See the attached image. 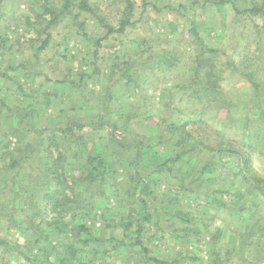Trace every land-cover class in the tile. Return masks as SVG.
<instances>
[{"label":"trees","instance_id":"16d2710c","mask_svg":"<svg viewBox=\"0 0 264 264\" xmlns=\"http://www.w3.org/2000/svg\"><path fill=\"white\" fill-rule=\"evenodd\" d=\"M98 1L26 0L28 13L7 18L0 0V264H264L262 27L253 21L254 51L248 34L232 40L241 94L223 86L230 53L193 21L180 52L162 32L127 39L155 2L137 15L134 0H108L112 23ZM195 3L210 21L227 4L264 17V0ZM12 26L33 32L27 56ZM73 37L88 54L72 52ZM172 72L157 102L155 76ZM147 124L159 130L135 129Z\"/></svg>","mask_w":264,"mask_h":264},{"label":"rangeland","instance_id":"374dc122","mask_svg":"<svg viewBox=\"0 0 264 264\" xmlns=\"http://www.w3.org/2000/svg\"><path fill=\"white\" fill-rule=\"evenodd\" d=\"M135 2V8H136V14L138 15L139 12L142 11L141 3L142 0H134ZM151 2H155L157 5L160 6V9L154 10L152 8V4H148L146 7V11L143 14V21L141 23V26L136 28L134 32L130 33L127 37V39L130 36H133L135 33H142L143 35L151 34L152 32L158 33L162 32L163 39L169 40L171 44L175 47L178 51H183L184 48H188L186 46V40L189 37V28L190 23L193 21V25L196 26L203 34V36L209 40L210 42H217L218 45H223L222 48L224 51L230 53L229 59H224V57L221 56L220 60L221 63H223V67L227 64L226 72L223 74L224 76H227L225 81H223V86L226 88H233L236 91H239V93L243 94L246 92H249V89H247V85L245 84V79L241 77V74L235 71L234 67L231 66L229 63L230 59H233L235 61V66H237L239 69L243 67V61L245 59L244 50L238 47L239 50H236L237 45L233 43V37L235 35H242V34H248L247 40L252 41L251 45V51H254V48L257 44L256 41V31L253 26V21H255L259 27H262V30L264 31V17L259 16H247V15H237L235 14L232 9L230 8V5H225L224 9H221V12H219L217 9L214 10V18L212 21H210L209 16L205 15L203 8H198L197 3L195 1L200 0H150ZM101 5L100 8H105L104 12L105 15L108 16L110 22L114 23L115 21V15L118 16V13H116V10L114 11V7L116 5L111 2L108 7H106L108 4V0H105L103 2L98 1ZM167 5L166 8L163 9V5ZM188 4L187 7H183L182 5ZM113 5V6H112ZM161 8L163 10H161ZM3 12L7 15V18L10 17L11 12L16 10V15H23L28 13L29 8L27 6L26 0H8L7 4H5V7L1 8ZM114 12H113V11ZM113 12V13H112ZM3 21V20H1ZM169 22H172L171 24ZM89 29L94 31L96 34L101 33V27L93 22H90ZM223 24V25H222ZM171 26L174 29V32L169 28ZM12 31L10 32V38H11V44L13 45L14 50L21 49L23 52L22 56H27L25 54H30V47L29 45L33 44L31 40H29V34H33V32H27L24 28L18 29V32L15 31V26H12ZM30 29V28H29ZM60 34L62 31V24L57 27ZM55 30V31H58ZM15 31V32H14ZM55 31L53 32V35L55 34V38L60 37V34L56 35ZM219 34V35H218ZM261 45L264 46V34H261ZM33 36V35H32ZM152 36V34H151ZM120 37L122 42L126 39ZM136 37V36H135ZM112 38V37H110ZM222 39L223 42L221 41ZM229 40V44L226 45L224 41ZM112 43H114L115 48L120 45V42L117 40H111ZM107 43V41L105 42ZM70 45L72 46V52H78L81 57H83L85 54L89 53L88 44L83 41L79 37H73V39L70 42ZM226 45V46H225ZM107 46V45H106ZM106 48V47H105ZM47 56H49L50 52L47 51ZM189 50V53L184 54L183 57L187 61L191 62V56L195 53H193ZM13 57H16V54H12ZM47 56H41L40 60L43 62L45 60V57ZM258 64H261L260 60L257 61ZM226 63V64H225ZM264 61L262 62V64ZM78 66L85 67V64L78 63ZM230 70H234L232 73H229ZM47 72L50 76L56 75V73L52 70L51 67L47 68ZM177 74L175 72L172 73H158L156 74L155 78L157 83V86L159 85V90L155 92L154 100L157 102L163 100L164 95L166 94L167 87H170L172 84H174V80H176ZM257 79L264 83V70H261L259 74L256 76ZM264 92V91H263ZM154 94V93H153ZM247 98V97H246ZM249 101L247 99L244 100V104L248 105ZM193 108H190L188 111L191 112ZM135 129L140 133H149L153 131L159 130V128L154 127L151 124L144 125L142 127H135ZM13 140V139H12ZM14 142V140H13ZM147 161L151 164L155 162V160L148 156ZM3 234V232L1 233ZM4 234H7L5 231ZM10 234L9 240H14L15 238H19L22 240V237L18 233H12L8 232ZM172 241H167L166 246L163 247L164 252H168L169 254H174V252L178 249L175 245L173 247ZM162 246V245H161ZM154 252H158L156 249ZM204 253V252H203ZM202 253V255H203ZM123 264V263H122Z\"/></svg>","mask_w":264,"mask_h":264}]
</instances>
